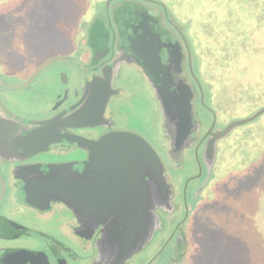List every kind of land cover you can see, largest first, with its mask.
<instances>
[{"label": "flooded vegetation", "instance_id": "flooded-vegetation-1", "mask_svg": "<svg viewBox=\"0 0 264 264\" xmlns=\"http://www.w3.org/2000/svg\"><path fill=\"white\" fill-rule=\"evenodd\" d=\"M103 20L92 21L78 54L59 58V64L46 65L25 81L0 78V264H123L129 256L118 257L98 217L100 199L121 195L125 177L120 172L127 158L100 154L96 144L111 136H138L157 152L169 173L168 166L182 153L200 147L205 154L212 135L204 131H223L217 120L207 129L201 119L192 44L176 23L160 21L183 50L179 69L171 52L166 55L175 85L188 83L194 90L190 124L181 118L180 108L170 111L163 105L142 66L129 57L121 21H113V13ZM141 83L159 116L150 135L127 119L126 106L135 99L129 93ZM47 122L53 128L40 131ZM89 159H94L91 167ZM148 182L155 215L175 227L172 215L162 212L169 207L170 182L165 199L154 181ZM186 201L184 195L185 207ZM152 223L154 230L157 220Z\"/></svg>", "mask_w": 264, "mask_h": 264}, {"label": "rangeland", "instance_id": "rangeland-1", "mask_svg": "<svg viewBox=\"0 0 264 264\" xmlns=\"http://www.w3.org/2000/svg\"><path fill=\"white\" fill-rule=\"evenodd\" d=\"M259 1L8 0L6 10L0 9V78L25 81L44 66L59 64L55 62L59 58L78 54L84 48L83 39L96 17L114 13L124 2L139 4L160 21L176 23L186 35L194 54L198 80V89L195 87V90L202 97L201 102L197 100L202 111L201 119L207 129L211 122L217 120L219 130H225L232 123L264 110V8L259 6ZM235 34L237 38L230 42L235 52L228 46L227 52L223 53L216 43L225 38L230 41ZM201 49L203 54H207L206 59L195 57L202 53ZM220 61L223 63L219 64ZM216 64L224 65V69L213 67ZM130 92L135 99L126 106L129 112L127 119L131 125L141 126L150 135V127L154 129L159 123L156 104L142 83ZM263 121L264 115L234 128L217 142L213 155L208 156L204 149L196 147L197 150L192 148L182 153L175 164L168 166L170 171H165V177H170L168 183L172 192L168 198L169 207L162 212L172 215L169 219L175 227L169 228L163 215L157 213L153 234L123 264H239L256 259V243L253 239L243 242L238 228L245 218L243 211L236 215L232 210L234 225L225 228L226 239L223 238L224 228L214 225L223 217L211 216L204 208L201 212L203 218H211L214 222L207 221L201 225L202 216L193 213L204 206L205 198L218 178L226 177L223 194L218 193L220 202L225 203L241 200L240 192L235 191L241 178L247 175L257 180L263 178L256 173L258 166L251 165L248 169L232 166L225 152L232 139ZM204 132L207 134V130ZM227 186L230 190L225 188ZM245 187L243 184L242 188ZM184 195L186 207L182 203ZM187 206L192 213L187 212ZM219 212L229 215L228 205L221 206ZM193 218L194 225L188 238V221ZM205 228L210 230V234Z\"/></svg>", "mask_w": 264, "mask_h": 264}, {"label": "water", "instance_id": "water-1", "mask_svg": "<svg viewBox=\"0 0 264 264\" xmlns=\"http://www.w3.org/2000/svg\"><path fill=\"white\" fill-rule=\"evenodd\" d=\"M114 21H121L123 47L129 57L137 61L144 69L146 75L154 83L158 90L163 105L170 111L180 108L181 118L185 123L191 118L192 100L194 90L188 83L175 85L172 70L167 61L166 51L171 52L177 69L183 58V50L180 44L163 31L160 19L151 14L139 4L130 2L121 3L113 13ZM95 21H104L99 17ZM176 51L180 58L177 59ZM264 115V110L252 117L234 122L225 130L213 133L210 130L207 137L211 141L205 152L213 155L217 141L222 139L234 128L254 122ZM40 131H49L53 128V122L42 125ZM37 135L39 130H36ZM44 133V132H40ZM52 136L45 145L48 147L53 141ZM40 148V144H35ZM99 153L106 155H124L127 158L124 173V184L120 186L121 195L109 199L99 200V223L106 224L107 237L111 247L118 248V257L127 258L137 247L149 239L153 234L152 220L156 219L154 202L151 196L149 179H152L162 194L167 198L168 179L165 177V168L162 159L150 144L134 135L122 134L111 136L96 144ZM94 159H89L87 165L91 167ZM110 167L114 166L111 160H107ZM99 168L102 166L98 165ZM115 171H119L114 168Z\"/></svg>", "mask_w": 264, "mask_h": 264}, {"label": "trees", "instance_id": "trees-1", "mask_svg": "<svg viewBox=\"0 0 264 264\" xmlns=\"http://www.w3.org/2000/svg\"><path fill=\"white\" fill-rule=\"evenodd\" d=\"M8 0H0V9L6 10L5 6L7 4ZM259 1V0H258ZM153 3V2H152ZM259 6L264 8V0L261 2L259 1ZM99 17H96L98 19ZM94 20V21H95ZM237 38L236 34L232 36L230 41L228 39H221L220 42L216 43L217 47L222 49L223 53L227 52V47L229 46V50L235 52L233 46L231 43H233V40ZM261 41V40H260ZM231 42V43H230ZM260 43V42H259ZM202 53H199V55L202 58L206 59L207 54H203V50L201 49ZM253 51V50H252ZM223 60V58H222ZM219 64H222L223 62H218ZM220 66V65H214ZM212 67V68H213ZM224 69V65H221ZM212 73V72H211ZM264 121L259 124V126L255 128H250V130H246L245 132L241 133V135L236 138L232 139L230 142V145H228L225 148L226 152V158L227 161L235 167H240L243 169H248L252 166H258L256 167V173L260 175V180H257L255 178H251L248 175L241 178L240 185L236 187L235 191H239L241 195V200L239 202H235L232 200L231 202L225 203L220 202L219 196L223 194V180L224 178H218L216 180V185L213 187V191L211 190L210 194L205 198V204L202 208H198L195 214H200L198 216H202L204 208H207L208 214L211 213V216H215L217 214L218 216L223 217L222 219L216 220L215 222L213 219L209 218L205 220L202 216L203 221H201V225H204L207 221L214 222V225L219 227L220 229L224 228L223 230V238L226 239L227 235L226 227H233L234 223L232 222V210L235 211L236 215L243 211V215L245 218L242 219V223H239V231L241 234V239L244 242L251 241V239L254 240L257 247V254L256 259L252 262L248 261H242L239 264H264V165L261 164V162H264ZM224 154V153H223ZM225 158V156H224ZM257 175V176H258ZM243 184L246 185L245 188L243 187ZM226 189L230 190V186L225 187ZM218 193L220 195H218ZM216 197H213L215 196ZM212 203V204H211ZM228 205L230 214L227 215L226 213L220 214L219 210L221 206ZM240 209V211H238ZM226 212V211H225ZM229 213V212H228ZM231 215V216H230ZM243 220H245L243 222ZM194 225V218L193 220L188 221V229H187V237L189 238L191 235L190 228ZM249 228V229H248ZM207 232L210 234V230L208 228H205ZM221 234V232H219ZM219 239L222 240L221 236H219ZM220 240V241H221ZM197 242V241H196ZM249 244V243H247ZM243 250V248H242ZM238 252H240L238 250ZM237 252V253H238ZM236 253V254H237ZM245 258V256H244Z\"/></svg>", "mask_w": 264, "mask_h": 264}]
</instances>
